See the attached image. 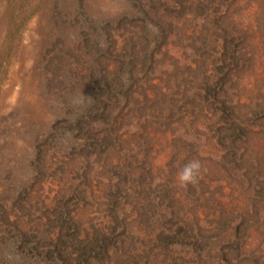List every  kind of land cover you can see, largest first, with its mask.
<instances>
[{"label": "rangeland", "instance_id": "1", "mask_svg": "<svg viewBox=\"0 0 264 264\" xmlns=\"http://www.w3.org/2000/svg\"><path fill=\"white\" fill-rule=\"evenodd\" d=\"M183 1L0 0V264H264V0Z\"/></svg>", "mask_w": 264, "mask_h": 264}, {"label": "clouds", "instance_id": "2", "mask_svg": "<svg viewBox=\"0 0 264 264\" xmlns=\"http://www.w3.org/2000/svg\"><path fill=\"white\" fill-rule=\"evenodd\" d=\"M87 100H91L90 97H86ZM84 102L83 100L81 101ZM204 171L200 160L193 159L183 166V168L177 174V181L181 187H187L188 185L196 184L202 172Z\"/></svg>", "mask_w": 264, "mask_h": 264}, {"label": "trees", "instance_id": "3", "mask_svg": "<svg viewBox=\"0 0 264 264\" xmlns=\"http://www.w3.org/2000/svg\"><path fill=\"white\" fill-rule=\"evenodd\" d=\"M173 1H178L181 6H183V4H184L183 0H173ZM196 2H197V4H195V5H196L197 8L200 7V6H204V0H196ZM207 2H208V0H207ZM213 2L215 3V1H213ZM208 20H211L210 15H207V21Z\"/></svg>", "mask_w": 264, "mask_h": 264}]
</instances>
